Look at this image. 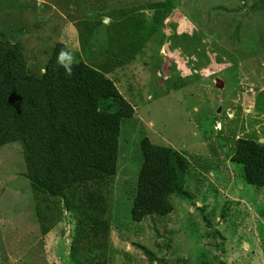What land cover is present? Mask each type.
Returning <instances> with one entry per match:
<instances>
[{
	"label": "rangeland",
	"instance_id": "rangeland-1",
	"mask_svg": "<svg viewBox=\"0 0 264 264\" xmlns=\"http://www.w3.org/2000/svg\"><path fill=\"white\" fill-rule=\"evenodd\" d=\"M4 42L38 76L65 43L134 114L116 174L61 196L33 187L23 142L0 148V264H264V186L232 160L239 138L264 144V0H0ZM144 138L187 168L173 211L137 221Z\"/></svg>",
	"mask_w": 264,
	"mask_h": 264
},
{
	"label": "trees",
	"instance_id": "trees-1",
	"mask_svg": "<svg viewBox=\"0 0 264 264\" xmlns=\"http://www.w3.org/2000/svg\"><path fill=\"white\" fill-rule=\"evenodd\" d=\"M62 47L69 50L59 42L45 72L38 76L29 72L20 43L0 44V148L23 142L33 187L52 196L113 177L122 119L134 114L115 82L100 70L75 62L69 78L56 67ZM108 100L118 101V109H104ZM141 145L144 163L132 208L137 221L173 211L170 196L178 189V168H187L180 155L176 156L178 167L173 165L171 148L148 138ZM232 160L244 165L249 184L264 186V144L239 138ZM88 192L86 203L97 201L98 195Z\"/></svg>",
	"mask_w": 264,
	"mask_h": 264
},
{
	"label": "clouds",
	"instance_id": "clouds-1",
	"mask_svg": "<svg viewBox=\"0 0 264 264\" xmlns=\"http://www.w3.org/2000/svg\"><path fill=\"white\" fill-rule=\"evenodd\" d=\"M55 64L56 67L64 70V74L67 77L71 78L73 76L75 57L72 55L71 51L62 47L56 54Z\"/></svg>",
	"mask_w": 264,
	"mask_h": 264
}]
</instances>
